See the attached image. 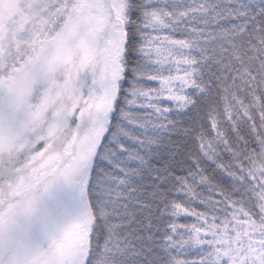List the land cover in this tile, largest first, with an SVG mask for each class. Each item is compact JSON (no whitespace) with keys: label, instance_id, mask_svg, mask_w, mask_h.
Listing matches in <instances>:
<instances>
[{"label":"snow or ice","instance_id":"1","mask_svg":"<svg viewBox=\"0 0 264 264\" xmlns=\"http://www.w3.org/2000/svg\"><path fill=\"white\" fill-rule=\"evenodd\" d=\"M0 264H264V0H0Z\"/></svg>","mask_w":264,"mask_h":264}]
</instances>
